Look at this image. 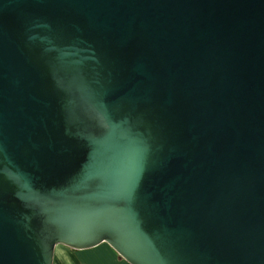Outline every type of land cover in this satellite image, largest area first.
Instances as JSON below:
<instances>
[{
	"label": "water",
	"instance_id": "obj_1",
	"mask_svg": "<svg viewBox=\"0 0 264 264\" xmlns=\"http://www.w3.org/2000/svg\"><path fill=\"white\" fill-rule=\"evenodd\" d=\"M100 241L264 264V0H0V264Z\"/></svg>",
	"mask_w": 264,
	"mask_h": 264
},
{
	"label": "crops",
	"instance_id": "obj_2",
	"mask_svg": "<svg viewBox=\"0 0 264 264\" xmlns=\"http://www.w3.org/2000/svg\"><path fill=\"white\" fill-rule=\"evenodd\" d=\"M51 264H129L120 257L106 242L100 241L84 248H70L55 243Z\"/></svg>",
	"mask_w": 264,
	"mask_h": 264
}]
</instances>
